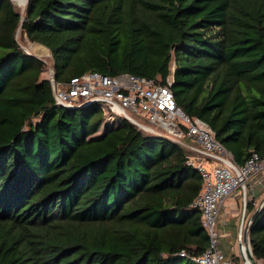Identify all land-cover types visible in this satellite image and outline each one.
Wrapping results in <instances>:
<instances>
[{
    "label": "trees",
    "instance_id": "16d2710c",
    "mask_svg": "<svg viewBox=\"0 0 264 264\" xmlns=\"http://www.w3.org/2000/svg\"><path fill=\"white\" fill-rule=\"evenodd\" d=\"M19 27L60 83L172 75L177 105L240 166L264 156V0H29L24 16L0 0V264H197L210 237L188 158L211 159L98 103L58 104ZM249 238L264 264V206Z\"/></svg>",
    "mask_w": 264,
    "mask_h": 264
},
{
    "label": "built area",
    "instance_id": "2783aa9c",
    "mask_svg": "<svg viewBox=\"0 0 264 264\" xmlns=\"http://www.w3.org/2000/svg\"><path fill=\"white\" fill-rule=\"evenodd\" d=\"M47 78L56 102L62 106L79 108L98 103L109 121L123 116L147 131L165 133L176 140L184 137L194 140L199 147L193 149L209 157L214 164L209 167L188 158V163L202 174V190L195 206L201 210L210 237L207 250L193 259L197 264H235L222 247L218 228L221 207L237 190H246L248 181L264 169V156L254 153L244 165H237L231 153L216 139L212 128L202 119L190 117L177 105L171 89L172 75L162 84L128 73L110 76L89 71L60 83L53 69ZM160 130L165 132H158ZM245 224L244 221V226H240L242 236ZM181 255H186L185 251Z\"/></svg>",
    "mask_w": 264,
    "mask_h": 264
},
{
    "label": "crops",
    "instance_id": "0c3cea01",
    "mask_svg": "<svg viewBox=\"0 0 264 264\" xmlns=\"http://www.w3.org/2000/svg\"><path fill=\"white\" fill-rule=\"evenodd\" d=\"M207 166H212L214 163L209 160H204ZM247 203H250L252 209L247 210ZM264 206V169L257 175H255L247 183L246 190L239 189L233 195L228 197L221 207L220 220L218 221V228L224 236L226 243L222 244L224 252H229L232 249L236 252V248H232V245L238 242V231L242 219L244 217L245 222H248L252 215L260 210ZM222 226L229 227L228 230L222 231ZM241 235V234H240ZM249 235V234H248ZM236 237V238H234ZM236 242H233V241ZM226 244V245H225Z\"/></svg>",
    "mask_w": 264,
    "mask_h": 264
},
{
    "label": "rangeland",
    "instance_id": "374dc122",
    "mask_svg": "<svg viewBox=\"0 0 264 264\" xmlns=\"http://www.w3.org/2000/svg\"><path fill=\"white\" fill-rule=\"evenodd\" d=\"M14 5H15L16 9L21 13V15L24 16L25 15V12H26L27 2L25 3L24 6L16 5L15 3H14ZM16 37H17L19 43L21 44V46L28 53H31L33 55H36L37 57L43 59L46 62L47 66H46V69H45V71L43 73V76L47 78L50 75V73L53 70V68H54V62H53V58H52V55H51L50 50L47 47H45V46H43L41 44H38V43H35V42H31L26 37V35L22 34L21 27H19V29L17 30ZM105 120H106V118H105ZM103 130H104V125L100 128V130H99V132L97 134L102 133ZM158 132H165V131L160 130ZM219 221H221L220 220V217H219ZM221 227H222V231L224 229L225 230H228L229 229V227H227V226H222L221 225ZM219 232L221 233L220 228H219ZM238 234H239V236H238V242H236L234 240L233 242H236V244L232 245V248L233 247L236 248V252H234L232 249L230 250V248H229V252H225V253H227L228 255H230L232 258H233V255H235V256L237 255L236 257H239V260H238L239 261V264H245V262L243 261V251L240 249V245H239L241 237L244 240V238H243L244 235L243 236L240 235V231H238ZM234 238H236V237H234ZM224 239L225 238H224V236L221 233L222 244L223 243H226L224 241ZM224 248H226V247H224ZM258 261H259V264H263V261L262 260H258Z\"/></svg>",
    "mask_w": 264,
    "mask_h": 264
},
{
    "label": "water",
    "instance_id": "95a60500",
    "mask_svg": "<svg viewBox=\"0 0 264 264\" xmlns=\"http://www.w3.org/2000/svg\"><path fill=\"white\" fill-rule=\"evenodd\" d=\"M28 1L29 0H26V2L28 3ZM21 22H23V18L21 19ZM78 108V107H77ZM168 137H170V138H172L173 140H176L174 137H171V136H169V135H167ZM259 211V210H258ZM258 211H256L253 215H252V217H251V219L248 221V222H246V224H245V228H244V240L242 239V237H241V239H240V243H239V245H240V249H242V246H243V243L245 244V245H247L248 246V255H249V258H250V264H259V261L255 258V256H254V254H253V250H252V247H251V242H250V238H249V227H250V224H251V222H252V220H253V218L256 216V214L258 213ZM244 221H245V219H244V217H243V219H242V222H241V227H243L244 226ZM243 261L245 262V257H243Z\"/></svg>",
    "mask_w": 264,
    "mask_h": 264
},
{
    "label": "bare ground",
    "instance_id": "6f19581e",
    "mask_svg": "<svg viewBox=\"0 0 264 264\" xmlns=\"http://www.w3.org/2000/svg\"><path fill=\"white\" fill-rule=\"evenodd\" d=\"M16 5L24 6L26 3V0H12ZM243 251V257H245V264H250V258L248 255V246L243 243L242 249Z\"/></svg>",
    "mask_w": 264,
    "mask_h": 264
}]
</instances>
